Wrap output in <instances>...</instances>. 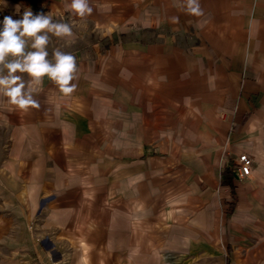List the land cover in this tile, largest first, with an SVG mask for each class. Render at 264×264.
<instances>
[{"label":"crops","instance_id":"0c3cea01","mask_svg":"<svg viewBox=\"0 0 264 264\" xmlns=\"http://www.w3.org/2000/svg\"><path fill=\"white\" fill-rule=\"evenodd\" d=\"M69 2L0 0V21L69 23L72 37L49 34V59L58 48L78 68L70 95L36 86L39 109L0 97V264H155L178 243L218 253L236 215L264 210V0H200L201 16L183 0H89L86 19ZM244 153L252 173L238 179Z\"/></svg>","mask_w":264,"mask_h":264},{"label":"clouds","instance_id":"9594fccd","mask_svg":"<svg viewBox=\"0 0 264 264\" xmlns=\"http://www.w3.org/2000/svg\"><path fill=\"white\" fill-rule=\"evenodd\" d=\"M65 7L73 17L81 19H86L94 10L89 0H70ZM181 7L186 14L203 15L200 0H183ZM170 19L173 23L179 22V17ZM49 34L58 38L74 35L69 23L54 22L51 15L43 12L33 14L29 10L20 19L5 16L0 21V97H6L19 110L41 107L36 86L45 77L64 95L72 94L77 88L73 83L78 71L75 56L57 48L49 59Z\"/></svg>","mask_w":264,"mask_h":264},{"label":"rangeland","instance_id":"374dc122","mask_svg":"<svg viewBox=\"0 0 264 264\" xmlns=\"http://www.w3.org/2000/svg\"><path fill=\"white\" fill-rule=\"evenodd\" d=\"M60 19L64 22L71 21L67 16L60 17ZM188 38L191 41L196 40L193 34H189ZM243 210L241 215L246 214L248 225H242L244 219L241 220L242 217L236 215L237 225L241 224L235 228L237 240L232 238L231 241L218 243L216 245L218 253H213V248L209 243H203L202 246L200 243L199 246L178 243L172 248L164 249L157 256L155 264H264V210L258 208L252 211L247 209V206ZM224 213L227 222L224 229L229 231L232 229L229 223L234 221L231 216L236 213V209L227 206L224 208Z\"/></svg>","mask_w":264,"mask_h":264},{"label":"built area","instance_id":"2783aa9c","mask_svg":"<svg viewBox=\"0 0 264 264\" xmlns=\"http://www.w3.org/2000/svg\"><path fill=\"white\" fill-rule=\"evenodd\" d=\"M253 160L247 153L241 154L238 158L237 165L234 168V174L238 179L248 177L252 173Z\"/></svg>","mask_w":264,"mask_h":264},{"label":"trees","instance_id":"16d2710c","mask_svg":"<svg viewBox=\"0 0 264 264\" xmlns=\"http://www.w3.org/2000/svg\"><path fill=\"white\" fill-rule=\"evenodd\" d=\"M226 173H228V169L226 168L225 170H223V175H225ZM234 174V172H231Z\"/></svg>","mask_w":264,"mask_h":264}]
</instances>
